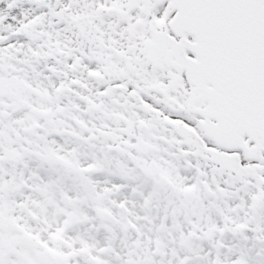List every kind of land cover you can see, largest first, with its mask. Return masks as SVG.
Returning a JSON list of instances; mask_svg holds the SVG:
<instances>
[{
	"label": "snow or ice",
	"instance_id": "obj_1",
	"mask_svg": "<svg viewBox=\"0 0 264 264\" xmlns=\"http://www.w3.org/2000/svg\"><path fill=\"white\" fill-rule=\"evenodd\" d=\"M0 264H264V0H0Z\"/></svg>",
	"mask_w": 264,
	"mask_h": 264
}]
</instances>
